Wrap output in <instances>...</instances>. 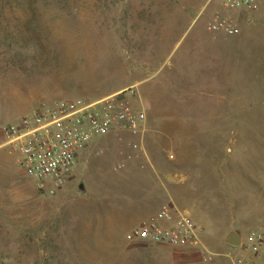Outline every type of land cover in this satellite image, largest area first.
Instances as JSON below:
<instances>
[{
    "label": "rangeland",
    "instance_id": "1",
    "mask_svg": "<svg viewBox=\"0 0 264 264\" xmlns=\"http://www.w3.org/2000/svg\"><path fill=\"white\" fill-rule=\"evenodd\" d=\"M0 0V127L59 101L145 110L143 141L99 138L53 195L0 136V264H228L264 224V0ZM228 19L234 35L208 29ZM137 144V148H134ZM172 201L207 251L126 234ZM208 258V259H207Z\"/></svg>",
    "mask_w": 264,
    "mask_h": 264
},
{
    "label": "built area",
    "instance_id": "2",
    "mask_svg": "<svg viewBox=\"0 0 264 264\" xmlns=\"http://www.w3.org/2000/svg\"><path fill=\"white\" fill-rule=\"evenodd\" d=\"M227 11L246 9L245 21L251 23L257 13V0H219ZM209 30L234 35L237 30L226 18H214ZM145 110L116 97L93 102L82 99L59 101L34 111L15 123L0 127L2 146L15 155L19 172L34 181L47 194L61 189L72 175L78 155L93 141L112 133H145ZM137 148V144H134ZM125 236L128 242H143L196 253L206 260L207 253L190 214L172 201L149 218L141 220ZM226 256L228 264H264V226L240 234V246ZM208 259V258H207Z\"/></svg>",
    "mask_w": 264,
    "mask_h": 264
},
{
    "label": "water",
    "instance_id": "3",
    "mask_svg": "<svg viewBox=\"0 0 264 264\" xmlns=\"http://www.w3.org/2000/svg\"><path fill=\"white\" fill-rule=\"evenodd\" d=\"M225 243L231 248L239 247L240 246V235L237 232L230 233Z\"/></svg>",
    "mask_w": 264,
    "mask_h": 264
},
{
    "label": "crops",
    "instance_id": "4",
    "mask_svg": "<svg viewBox=\"0 0 264 264\" xmlns=\"http://www.w3.org/2000/svg\"><path fill=\"white\" fill-rule=\"evenodd\" d=\"M262 226H264V224H263V225H261V226H259V227H257V228H260V227H262ZM239 235H240V234H239ZM227 237H228V236H227ZM227 237L225 238V241H226Z\"/></svg>",
    "mask_w": 264,
    "mask_h": 264
}]
</instances>
